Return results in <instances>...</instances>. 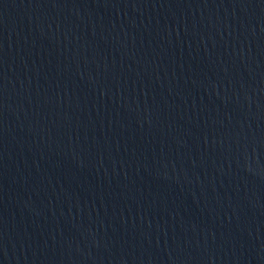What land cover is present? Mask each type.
Wrapping results in <instances>:
<instances>
[{
    "label": "water",
    "instance_id": "1",
    "mask_svg": "<svg viewBox=\"0 0 264 264\" xmlns=\"http://www.w3.org/2000/svg\"><path fill=\"white\" fill-rule=\"evenodd\" d=\"M0 264H264V0H0Z\"/></svg>",
    "mask_w": 264,
    "mask_h": 264
}]
</instances>
